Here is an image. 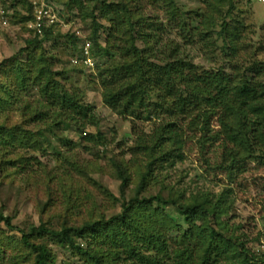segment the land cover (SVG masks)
<instances>
[{
    "label": "rangeland",
    "instance_id": "374dc122",
    "mask_svg": "<svg viewBox=\"0 0 264 264\" xmlns=\"http://www.w3.org/2000/svg\"><path fill=\"white\" fill-rule=\"evenodd\" d=\"M172 1L178 12L195 19L188 37L179 30L181 27L170 25L165 0H48L62 13L57 29L62 34H74L78 40L52 38L41 51L53 57V72H64L56 76L63 89L78 94L92 107L96 124L78 128L62 123L50 133L44 122L33 117L39 100L35 86L20 94L21 101L0 112L1 133L18 130L34 137L43 132L44 136L36 149L4 133L7 143L0 140V212L12 218L11 227L0 224V264H34V253L20 239V231L32 225L59 230L63 225L81 226L91 219L106 220L134 196L156 194L191 203L202 197L224 200L225 211L219 218L224 231L245 244L249 257L264 260V157H227L226 150L232 146L219 130L220 109H210L208 124L203 125L199 116L193 120L198 113L182 116L173 112L170 106L175 96H166L152 86L145 96L149 104L162 101L163 107L157 111L152 112V106L136 107L135 114H121L120 107L111 108L103 101V80H108L114 69L122 70L135 62L133 54L126 53L132 52V47L144 51V62L167 66L184 60L192 62L198 73L215 70L230 75L236 66L249 76L246 66L264 62V4L258 0ZM14 2L0 0V62L15 56L20 61L27 59L28 52L22 50L29 46L32 17L21 20L27 11ZM124 3L129 10L120 13V24L113 21L115 14L106 11V5ZM196 12L198 17H194ZM223 23L234 33V55L222 49L225 41L218 32ZM96 26L102 50L92 46L90 39ZM198 31L210 32L207 40L200 41ZM173 48L176 52L171 53ZM0 81L14 89L13 79L4 71ZM115 82L114 91L123 89L125 93L127 85L137 83L125 75ZM176 90L183 97L191 96L190 89ZM176 127L179 135L169 132ZM86 133L101 138L87 140ZM117 166L129 175L123 194ZM145 172V183L139 188ZM151 205L150 223L167 218L176 224L168 229V236H180L187 226L184 217L170 204ZM35 242H43L50 249L54 264H83L82 258L55 241ZM114 263L128 264L124 259Z\"/></svg>",
    "mask_w": 264,
    "mask_h": 264
},
{
    "label": "trees",
    "instance_id": "16d2710c",
    "mask_svg": "<svg viewBox=\"0 0 264 264\" xmlns=\"http://www.w3.org/2000/svg\"><path fill=\"white\" fill-rule=\"evenodd\" d=\"M165 1L170 25L181 27L179 30L184 34L187 33L188 37V33H193L191 25L195 19L186 17L187 13L182 15L178 12L172 0ZM14 3L25 6L27 13L21 17V20L33 16L32 6L27 0H15ZM210 5L211 3H208V6ZM106 9L115 14L116 18L114 17L113 21L120 24H122L120 18H123L120 13L126 14L129 10L125 3L107 4ZM58 13L61 18L60 10ZM197 14L198 12L194 13V17H198ZM227 25L223 23L218 33L225 41L222 44L224 52L234 55L236 39ZM56 26H59L57 22L43 27L41 34L29 30L32 33L27 40L29 46L22 50L28 52L26 61H20L19 56H15L0 62V72L4 71L14 81V89L0 81V112L14 105L16 101H21L20 94L28 87L35 86L39 100L33 117L44 122L47 125L45 129L50 133H54V128H58L62 123H73L78 128L86 124H96L92 107L85 104L78 94L63 89L56 76L64 75V72H53L51 70L54 64L53 57L46 56L41 51L43 44L51 41L52 38H73L72 41L75 42L78 40L72 33L62 34ZM97 27L94 28V34L90 39L92 46L102 50L96 35ZM197 34L202 41L203 38L207 40L210 32L198 31ZM36 49L37 52L40 51L37 54ZM143 52L132 47V52L126 53L133 54L132 57L136 58L135 62L127 63L126 68L122 69L124 71L119 68L114 69L108 80L104 78L102 86L105 104L111 108L120 107L121 114L127 112L135 114L136 107L148 109L152 106V112L157 111L162 109V101L149 104L145 94L150 86L159 88L164 91V95L175 96L170 106L173 112L182 116L198 113L193 120L199 116L203 125L208 124L209 114L212 113L210 109L221 110L217 120L219 130L225 142L232 146L230 150H226L228 158L234 160L239 155L264 157V62H253L246 66L249 76L241 74L236 66L233 67L230 75L215 70H203L198 73L192 62L184 60H174L167 66L144 62ZM172 52H176L174 48ZM184 71L187 74H184ZM122 75L137 82L127 85L126 93L123 89L114 91L113 88L116 79L120 80ZM177 80L178 86H176ZM177 88L184 89L182 92L190 89L191 96L183 97L177 94ZM213 89L216 90L215 94H212ZM25 110L27 106L24 107ZM192 125L197 123L192 121ZM1 129L2 126H0V140L7 143L3 140L4 132L1 133ZM178 131L177 127L169 130L174 135H177ZM42 133H38L41 134L40 137H44ZM4 134L33 149L40 145V137L18 133V130ZM97 137L101 138L98 134L84 135L85 139L91 141L98 140ZM167 140L170 138L168 137ZM161 156L164 159L166 157L164 153ZM152 163H149V168ZM117 175L121 180L120 188L123 194L129 175L120 166H117ZM146 177L145 172L142 174L139 188L144 185ZM223 201L220 198L213 201L202 197L191 203L173 196L164 199L160 194L150 195L147 198L134 196L122 204L119 213L109 219H91L81 226L63 225L59 230L48 228L44 224L32 225L28 230L20 231V239L24 246L34 253V264H54V256L50 249L43 242L36 243L35 239L55 241L82 258L83 264H112L119 259H124L128 264H219L220 261L228 260L231 264H250L257 259L255 264H264V260L260 261L255 256L249 257L245 244L236 242L224 231L219 221L222 212L225 211ZM153 202L170 204L180 216L184 217L187 226L179 234L180 236H168V229L176 224L167 218L155 222L160 223L159 227H156L155 223H150L151 216L148 209ZM11 220L10 216H4L0 212V224L11 227Z\"/></svg>",
    "mask_w": 264,
    "mask_h": 264
},
{
    "label": "built area",
    "instance_id": "2783aa9c",
    "mask_svg": "<svg viewBox=\"0 0 264 264\" xmlns=\"http://www.w3.org/2000/svg\"><path fill=\"white\" fill-rule=\"evenodd\" d=\"M33 10L31 28L41 34L43 27H48L58 21V10L48 0H27ZM264 3V0H258ZM2 13V11H0Z\"/></svg>",
    "mask_w": 264,
    "mask_h": 264
}]
</instances>
